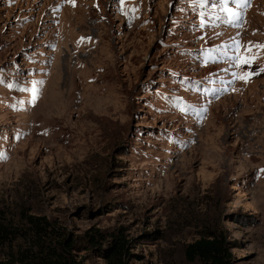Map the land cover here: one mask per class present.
<instances>
[{
  "label": "rangeland",
  "instance_id": "1",
  "mask_svg": "<svg viewBox=\"0 0 264 264\" xmlns=\"http://www.w3.org/2000/svg\"><path fill=\"white\" fill-rule=\"evenodd\" d=\"M257 45L264 0H0V264L42 232L75 264H109L96 232L122 264H192L211 233L264 264Z\"/></svg>",
  "mask_w": 264,
  "mask_h": 264
},
{
  "label": "trees",
  "instance_id": "2",
  "mask_svg": "<svg viewBox=\"0 0 264 264\" xmlns=\"http://www.w3.org/2000/svg\"><path fill=\"white\" fill-rule=\"evenodd\" d=\"M32 224L40 228L39 222L43 219H35ZM42 231V230H41ZM38 234L32 238L34 245L29 250L21 251L18 264H75L69 261L67 254L72 250H76L74 241L66 238L58 245H47L42 240V234ZM104 238L99 232L95 234L87 233V243L89 248L97 252L104 258L109 260V264H122L124 257L128 254V242L125 240L124 234L120 233L115 239L109 243L106 249L100 247ZM227 237L224 234L211 233L210 235L197 240L188 245L185 250V258L189 263L196 264H233V256Z\"/></svg>",
  "mask_w": 264,
  "mask_h": 264
},
{
  "label": "snow or ice",
  "instance_id": "3",
  "mask_svg": "<svg viewBox=\"0 0 264 264\" xmlns=\"http://www.w3.org/2000/svg\"><path fill=\"white\" fill-rule=\"evenodd\" d=\"M202 2L206 5L207 0H202ZM231 2L234 3L238 8L247 6V0H231ZM224 11L228 14L229 17H231V20L229 22H238L240 20L239 14L237 12L232 11V9L228 8L227 6H225ZM237 47L239 48V45ZM257 47L264 48V46H260V45H257ZM236 59L239 60L240 58L237 57ZM243 62L245 64L250 65L252 61L251 59L246 58ZM248 75H251V74H248ZM2 158L3 157H0V159Z\"/></svg>",
  "mask_w": 264,
  "mask_h": 264
}]
</instances>
